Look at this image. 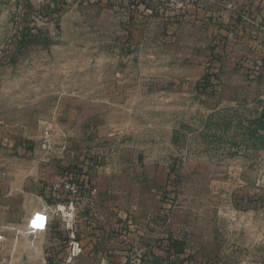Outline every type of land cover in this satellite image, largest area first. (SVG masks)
Returning <instances> with one entry per match:
<instances>
[{"label":"rangeland","instance_id":"rangeland-1","mask_svg":"<svg viewBox=\"0 0 264 264\" xmlns=\"http://www.w3.org/2000/svg\"><path fill=\"white\" fill-rule=\"evenodd\" d=\"M126 1L0 0V264H264V48Z\"/></svg>","mask_w":264,"mask_h":264},{"label":"crops","instance_id":"crops-1","mask_svg":"<svg viewBox=\"0 0 264 264\" xmlns=\"http://www.w3.org/2000/svg\"><path fill=\"white\" fill-rule=\"evenodd\" d=\"M118 1V3H127L126 0ZM140 1L151 7V9H154L152 3L159 4L162 2V0H150L152 3L149 5L146 3V0ZM187 11L189 13V18L191 19L204 18V24L209 25V28L212 27L213 29L211 30H213L215 35L222 30L229 33V35L234 33L233 38L228 40L231 46L230 50L232 48L234 50L236 46H239L241 43L242 45L249 43L251 46L264 48V0H204L198 5L190 6ZM133 12V10H130V14L134 15V13H136ZM247 37L248 40L246 39ZM262 62L264 63V59ZM37 210L38 208H26L24 211V220L26 221L29 215L37 212ZM9 216L11 217L12 215L9 214ZM0 225L9 227L5 230H15L16 233L19 232L15 223L11 221L4 222L1 220ZM5 230L2 231V233L5 239H7ZM0 244H2V242H0ZM24 245L28 247V249H25L24 256L27 259H30L28 253L31 252V247L29 246V243H24ZM25 257L23 258L26 259ZM174 257H176V255H174Z\"/></svg>","mask_w":264,"mask_h":264},{"label":"trees","instance_id":"trees-1","mask_svg":"<svg viewBox=\"0 0 264 264\" xmlns=\"http://www.w3.org/2000/svg\"><path fill=\"white\" fill-rule=\"evenodd\" d=\"M89 2H97L101 5H114L117 4L119 1L118 0H89ZM55 6V4H52V7ZM130 6L132 8V10L140 15H147V14H151L152 11L150 10V8L143 4L140 0H130ZM136 13H134V15H137ZM165 14V15H164ZM164 16H173V17H180L181 15L177 14V13H163ZM39 16L40 17H45V14L43 13V11L39 12ZM233 32V31H231ZM234 33H232L231 35H229V33L225 32L224 30H222L221 32L219 31L218 34H216L215 38H214V43H213V47L212 50L210 51V56L212 57V59L217 60L219 59L220 55L222 54H227L228 51L230 50V43L228 42V40H231V38H233ZM213 79V76H209L206 82H210ZM73 180H76L79 183L80 186V193L81 191H83L84 189V182L78 181L76 178L72 177ZM86 186V185H85ZM121 229H116L115 233L120 232ZM52 234L54 236H58L61 237V239L63 240V237L58 233L57 230H54L52 232ZM68 237H64V240H67ZM161 250H164L165 255L169 256L170 254L176 255L177 258L183 256H186V252H185V247H184V243L176 241V240H171V239H165L163 241H161ZM166 259V257H165Z\"/></svg>","mask_w":264,"mask_h":264},{"label":"built area","instance_id":"built-area-1","mask_svg":"<svg viewBox=\"0 0 264 264\" xmlns=\"http://www.w3.org/2000/svg\"><path fill=\"white\" fill-rule=\"evenodd\" d=\"M13 1L15 3V11H16L15 19L19 20L23 16L22 14L24 13V10H25L24 4L26 0H13ZM35 1L41 2V0H35ZM203 1L204 0H162L164 7H166V9L169 12L177 13L179 15L183 14L184 11L187 10L190 6L198 5L202 3ZM63 188L66 193H68L69 195L73 197L79 196L81 194L79 183L76 180L69 179L68 181L65 182ZM51 191L53 193L56 192L52 188H51ZM57 194L58 192H56V196ZM58 197H59V194H58ZM39 213L41 215L42 224L41 225L33 224V219L37 215V212H35L34 214L32 213L31 215L32 218L30 217L28 219L29 222L27 221V224L25 226L24 234L31 236V235H35L40 232H44L49 228V225L51 222L49 211H47V209H42L39 211ZM8 228L9 227L7 226L0 225V242L4 241L5 239L2 231ZM119 264H139V263H136L134 261H122Z\"/></svg>","mask_w":264,"mask_h":264},{"label":"bare ground","instance_id":"bare-ground-1","mask_svg":"<svg viewBox=\"0 0 264 264\" xmlns=\"http://www.w3.org/2000/svg\"><path fill=\"white\" fill-rule=\"evenodd\" d=\"M34 214V213H33ZM32 218V217H31ZM29 222V221H28ZM33 224L34 225H41L42 224V220H41V215L39 212H37V215L34 217L33 219ZM75 253V250L73 251Z\"/></svg>","mask_w":264,"mask_h":264}]
</instances>
